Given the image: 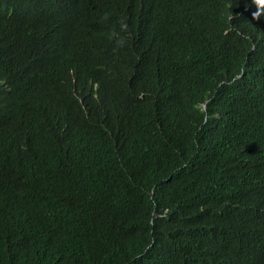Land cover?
<instances>
[{"label":"trees","instance_id":"16d2710c","mask_svg":"<svg viewBox=\"0 0 264 264\" xmlns=\"http://www.w3.org/2000/svg\"><path fill=\"white\" fill-rule=\"evenodd\" d=\"M0 264H264V5L0 0Z\"/></svg>","mask_w":264,"mask_h":264},{"label":"clouds","instance_id":"9594fccd","mask_svg":"<svg viewBox=\"0 0 264 264\" xmlns=\"http://www.w3.org/2000/svg\"><path fill=\"white\" fill-rule=\"evenodd\" d=\"M258 4L264 5V0H256ZM254 15H259V13H254ZM205 106V105H204Z\"/></svg>","mask_w":264,"mask_h":264}]
</instances>
